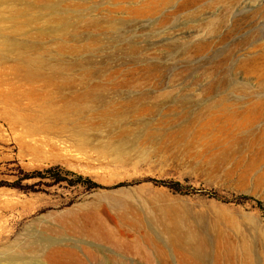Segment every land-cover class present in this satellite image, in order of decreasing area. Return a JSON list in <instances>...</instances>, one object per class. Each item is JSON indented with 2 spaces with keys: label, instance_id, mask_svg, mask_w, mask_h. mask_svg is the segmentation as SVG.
Listing matches in <instances>:
<instances>
[{
  "label": "rangeland",
  "instance_id": "obj_1",
  "mask_svg": "<svg viewBox=\"0 0 264 264\" xmlns=\"http://www.w3.org/2000/svg\"><path fill=\"white\" fill-rule=\"evenodd\" d=\"M109 1L0 0V264H67L66 249L84 264H264L261 152L220 145L201 132L204 120L176 115L170 99L145 117H52L76 84L118 69V58L103 54L120 53L111 32L119 25L104 17L130 1ZM256 23L264 31V18ZM159 40L146 53L167 48ZM189 65L197 75L207 66L204 56ZM183 66H164L149 92L179 96L185 83L169 80ZM251 80L234 76L255 91ZM110 96L117 107L127 97ZM175 234L199 237L204 248L194 256L168 242Z\"/></svg>",
  "mask_w": 264,
  "mask_h": 264
},
{
  "label": "bare ground",
  "instance_id": "obj_2",
  "mask_svg": "<svg viewBox=\"0 0 264 264\" xmlns=\"http://www.w3.org/2000/svg\"><path fill=\"white\" fill-rule=\"evenodd\" d=\"M126 1L130 4L116 8L119 16L104 17V22L119 25L111 32L113 41L118 43L114 49L120 53L103 54L107 60L118 58V69L97 84H76L70 97L56 100L61 106L51 110L52 117L63 120L67 112L73 114L74 120L86 116V112L101 120L129 114L145 117L170 99L172 107L181 109L176 115L188 116L198 124L204 120L201 132L216 136L220 145H242L264 155V31L256 23L258 18H264V0L258 10H245L244 0ZM96 23L91 21V25ZM170 28L177 30L169 33ZM102 31H108V27L104 26ZM178 31L185 34L174 38ZM232 38L235 40L226 49L217 52V45ZM159 39L166 41L163 45L167 48L158 45L155 53H146L147 46ZM202 56L207 66L202 75L194 74L195 69L189 63L201 62ZM177 64L184 66L173 71L169 84L185 83L180 95L173 90L172 94L152 95L149 90L160 84L164 66L174 68ZM124 69V74H120ZM236 75L252 79L250 83L257 90L251 91L246 84L235 82ZM191 84L198 85V93L190 88ZM57 87L61 89L63 85ZM132 89L139 93L129 96ZM118 90H123L127 97L117 107L112 103L120 98L113 100L110 91ZM87 102L104 107L94 110L85 106ZM104 237H111L107 230ZM168 242L190 248L194 256L204 248L201 238L187 234L171 235ZM60 254L68 257L67 264H84L70 249Z\"/></svg>",
  "mask_w": 264,
  "mask_h": 264
}]
</instances>
